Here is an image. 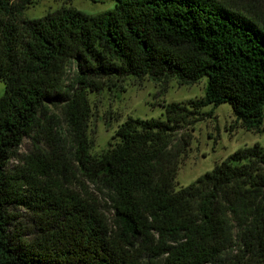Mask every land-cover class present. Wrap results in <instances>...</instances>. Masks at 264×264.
<instances>
[{"label": "trees", "instance_id": "trees-1", "mask_svg": "<svg viewBox=\"0 0 264 264\" xmlns=\"http://www.w3.org/2000/svg\"><path fill=\"white\" fill-rule=\"evenodd\" d=\"M114 1L29 17L32 0H0V264H264L261 144L186 186L171 147L225 102L233 126L261 130L264 0ZM127 77L206 83L93 153L90 95Z\"/></svg>", "mask_w": 264, "mask_h": 264}, {"label": "rangeland", "instance_id": "rangeland-1", "mask_svg": "<svg viewBox=\"0 0 264 264\" xmlns=\"http://www.w3.org/2000/svg\"><path fill=\"white\" fill-rule=\"evenodd\" d=\"M114 3V0H32L26 15L39 17L62 6L98 14L112 8ZM75 71V65L67 67L66 83L71 81ZM205 83V77L191 85H180L175 79L157 82L148 77L109 81V87L90 95L93 104L90 131L95 140L93 153L107 148L109 141L114 142L115 130L129 116L164 119L165 104L186 103L203 96ZM4 90L5 83L0 80V97ZM234 119L231 105L225 102L215 108L212 117L176 129L171 147L181 145L184 151L180 156L178 186L188 185L239 148L257 142L264 148V118L260 131L233 126ZM31 148V141L26 139L21 151L28 152Z\"/></svg>", "mask_w": 264, "mask_h": 264}]
</instances>
